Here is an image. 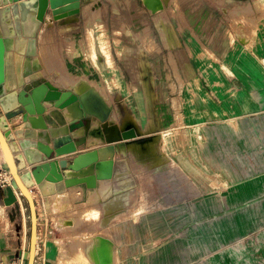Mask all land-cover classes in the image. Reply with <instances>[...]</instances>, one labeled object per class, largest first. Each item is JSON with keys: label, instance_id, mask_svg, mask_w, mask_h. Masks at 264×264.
I'll return each instance as SVG.
<instances>
[{"label": "rangeland", "instance_id": "obj_1", "mask_svg": "<svg viewBox=\"0 0 264 264\" xmlns=\"http://www.w3.org/2000/svg\"><path fill=\"white\" fill-rule=\"evenodd\" d=\"M101 3L102 6L96 11L89 7L83 11L81 6L77 14L54 15L56 21L52 23L50 30L55 36L51 40L52 45L46 46V52H42L45 69L40 77L41 81L66 90L70 88L80 91L93 87L108 97L110 102L114 95L124 97L123 93L130 92L138 95L141 87L148 93L145 97H182L183 82L177 85L174 80V75H177L176 51L180 48V61L186 58L183 53L190 45L198 51L192 38H188L186 34L176 37L172 30L177 23L171 22L158 24L159 32L152 37H130L127 24L119 16L123 12L122 7L114 8L113 3L106 0H101ZM254 9L259 14L258 22H252L247 15L251 13L252 7L227 5L211 7L212 18L208 22L194 23L198 30L197 40L211 38L210 50L206 51L209 55L205 53L207 59L218 62L221 58V61L230 63L227 67L242 60L237 53L240 51L238 49L243 45L249 51L252 38L253 41L256 38L251 34L254 32L251 31L252 25L258 27L255 32L264 33V0H259V5ZM81 14L94 19L82 23L74 21L80 19ZM113 14L118 21L107 23V16ZM153 28L154 24L149 26V29ZM222 43L226 52L222 47L218 48ZM219 49L221 57L217 53ZM149 53L152 54V59L157 60V64H162V79L157 86L143 84L140 88H134L131 85L129 91L121 85L126 72L123 65L126 60L143 65L141 57ZM260 58L263 60L264 54ZM228 73L235 75L233 69H228ZM33 82L34 80L30 81L32 86ZM27 85L23 88H27ZM231 88L236 90L235 86ZM220 94L228 97L234 92L221 90ZM158 101L152 106L149 102L148 111H151L147 122L132 114L137 123L141 121L144 128L152 130L146 133L143 129L141 137L157 136L152 151L145 154L133 143L132 146L126 145L125 150L116 152L113 144L105 142L103 145L111 150L110 159L118 176L112 178L111 175L109 180L100 181L102 184H110L111 192L107 195L95 193L94 204L88 205L86 201H81L83 190H78L60 198L56 204L59 209L57 212L62 218L61 223L66 225L64 234L74 236L73 228L81 219L88 218L89 222L98 220L104 226L98 231V242L51 247V255L47 256L49 262L46 261V205L43 198L38 196L36 204L40 218V240L36 264H70L73 255L79 254L86 255L88 263L78 261L76 264H204L202 250L206 240L211 241V248L210 260L205 264H264V110L260 109L258 115L259 128L263 132L257 136L258 140L252 138L251 142L249 133L245 132L246 117L238 116V113L235 119L227 116L228 111L217 98L212 103V118L208 114H197L190 118L191 124L193 123H189L191 132L181 129L184 125L182 101L175 99L172 109L169 101ZM197 104L199 103H195ZM160 108L172 116L175 113L177 123L170 122L173 120L171 117L160 119ZM228 110L234 114L237 112L230 107ZM125 115L127 117L124 119ZM128 115L131 113L122 109L120 117L115 120L120 124L125 123ZM208 121L214 122L216 126H210ZM234 124L238 128L237 135L233 132L228 135L233 147L220 151L226 155L227 160L237 161L242 165H218L215 158L219 157L220 151L208 150L207 147H220L221 142L216 143V138L221 137V133L230 131ZM88 126V123L84 124L86 134L81 137L83 139L89 136ZM172 136H175V142L170 144ZM237 142L243 143L238 146L240 149L235 148ZM212 154H215V158ZM0 179L6 180L7 185L0 187V258L3 256L6 264H28L30 207L28 201L20 195L18 201L23 214H19L21 210L18 207L13 208V211L5 208L2 193H7L6 188L12 186L13 177L1 147ZM239 192L246 194L243 201L233 197ZM225 193L231 194L233 198L227 197L224 201L235 206L228 213L223 209L221 198ZM110 197L112 201L106 202ZM236 206L242 209L238 210ZM206 207H210L209 210ZM88 208L93 210L84 215ZM97 210L99 213L93 214ZM55 216L59 218L58 215ZM142 218L146 220L143 222ZM112 223L114 236L108 243L105 227ZM57 232L59 233L56 230ZM6 233L13 234L11 237H15L14 243L7 242L2 248V237ZM216 244L218 247L215 248ZM145 252H155L156 256L152 254L150 259L149 254L148 259L140 260L139 256ZM10 254L15 259L9 258ZM217 256L221 257L220 261L216 259Z\"/></svg>", "mask_w": 264, "mask_h": 264}, {"label": "crops", "instance_id": "obj_2", "mask_svg": "<svg viewBox=\"0 0 264 264\" xmlns=\"http://www.w3.org/2000/svg\"><path fill=\"white\" fill-rule=\"evenodd\" d=\"M106 1L112 2L114 5V8H117V6L119 8L122 7L123 12L119 16L123 17L124 22L127 24L130 37L132 36L138 37V38L152 37L154 34L156 35V33L159 32L157 30L158 24H161L163 22H171V23H177L176 27L174 26V29L172 30V32H174L176 37L179 38L181 34L182 35L186 34L188 38H192L194 42V46H197L198 48V51H196L195 49L191 48V46L193 45H190V48L188 47L185 53H183L186 55V58L183 61L179 60L180 57H179L178 52L180 48H178L176 51V57L178 60H177V65L175 69L177 70V75H174V80H176L177 85H180L181 81L183 82L184 87H183L182 97H178V96L176 97H154L153 95L154 100H153V97H145V95H147L148 93L147 91L144 92L143 88L142 87L140 88V86H142L143 84L149 85V86L150 85L152 86L153 84L157 86V83H159V81L162 79V77H160V75H162V70H163L162 64L161 63L157 64V60L155 58L152 59L151 53L146 54L141 57V60L144 63L143 65L141 63L140 65L135 64V63L133 64L131 63V60H126V64L123 65L126 72L123 75L124 78H123V82L121 85L123 87L128 88L129 91L131 90L129 88L131 87V85H133L134 88H140L138 95L137 93L132 94V92L126 93V94L123 93L124 97H120V95L119 97H117L116 95H114L115 97H111V102H110L108 97H105V95L100 92V94L105 98V100L108 102V104L112 108V113L107 122L116 123L117 125L123 127V129L129 126L128 130L135 129V131L138 134V137L134 138L136 140L132 139L131 141H125V146L122 148L121 147L117 148L116 152H118V150H125L126 145L132 146V143L134 142L149 141L151 139H154L156 142L157 136H153L149 138L141 137V133H143V129L146 133H149L152 130H147L146 128L143 127V123L141 121H139L140 123H137V121L132 117L135 116L136 118H140V119L142 118V119H145V122H147L148 121L147 119L150 118L149 112L151 111V109L148 111L149 102L151 103V106H152L154 105V102H159L158 99L161 100L160 102L169 101L171 104V109L173 108V103L175 99L178 101H182L183 108L181 109V112L184 116V125L181 129H184L186 132H191L192 130L191 125H193V123L191 124L190 118L196 116L197 114L202 115V116H206L208 114L209 116H211L210 118H212L213 117V112H211V110L213 109L212 103L214 99L217 98L218 102H220L222 106L225 107L226 111H228V113L226 112L227 116L233 117V119H235L236 114L238 113V116H242L243 118L246 117V119L244 120V123H245V127L247 128V130L245 132L249 133V138L251 142L253 140L252 138H255L256 140H258L257 136L263 132L259 128L258 115H259L260 109L261 111L264 110V64H263L264 59L262 60L260 58L262 54H264V39H262V37L264 38V33H261V32L258 33V31L255 32V29H258V27H255L254 25H252L253 29L251 31H254V32H251V34L252 35L254 34L256 37L254 41L252 38V41H251L252 47L250 48L249 51H247L246 47L241 45V47L238 49L240 51L237 50L238 51L237 53L241 55L242 60L235 62L233 66L230 65V67H227V65H229L230 63L223 62L221 61V58H220L221 53H222L220 51L221 49L220 47H222V49L226 52V49L223 43H222V46L221 44L218 45V48L220 49L219 51H217V53L218 55H220L219 57L220 61L213 62V59L209 60L206 58V54H207L206 51L210 50L211 38L209 37L210 39H206L204 37L203 39H201V41L197 40L199 38V36L197 35L198 30H196L194 23L208 22L212 18L211 7H217V6L225 7L227 5H237L242 8L249 7V6L252 7L251 13H247V15L250 16V20L252 22H258L259 14L256 13L254 8H256V6L259 5V0H162L164 9L156 13H153L149 9H147L142 0H114V2L116 3H114L113 0H106ZM8 6H12V4H9ZM101 6H102L101 0H82V10L83 11L86 8L88 9V7L91 8L92 11H96ZM3 7H7V6H3ZM90 17L86 18V16L81 14L80 19L78 18V19H75L74 21H79L80 23L87 22L88 20L93 21L94 18H90ZM55 21L56 20L54 19V14L52 12V9L50 8L46 14L45 20L42 23V26L37 35V45H38L39 55L35 57L34 61L30 64V67H32L34 63H39L38 70L42 72V75L45 69L42 52H46V46L52 45L51 40L52 38H54L55 33L52 32V30L50 29L52 27V23H54ZM106 21L107 23L111 21L114 23L115 21H118V19H117V16L113 14L112 16L108 15ZM181 23H186V25L183 26ZM153 24H154V28L149 29V26L151 27ZM252 35L251 37H253ZM190 42H191V39H190ZM253 43H254V46H253ZM106 62L108 63L107 59H106ZM228 69H233L235 72V75L234 76L230 75L228 73ZM108 74L112 75L110 73ZM26 81L27 82L30 81V77H27ZM231 82H234L235 84L232 85ZM232 86H235L236 90L232 89L231 88ZM87 89H82L79 91L76 89L69 88L67 90L76 92V93H82L83 91ZM62 90H66V89L62 88ZM221 90H225V91L231 90L232 92H234V94H229L228 97H224L220 94ZM232 96H235V97H232ZM195 103H199V104L195 105ZM48 106H51V105L48 104ZM229 107L231 108V110L234 108L237 112L235 114L234 112H230L228 110ZM196 108H199V110H196ZM122 109H124L126 113H129V114L131 113V115H128L129 117L126 119L125 123L120 124L115 120V118L120 117V111ZM158 112L160 115L158 117H160V119L171 117V119L173 120H170V122L176 121L175 113L172 116V114L169 113L168 111L165 113L163 108H160ZM0 115H1V111H0ZM220 116H222V112ZM126 117L127 116L125 115L124 119ZM45 118H46V123L48 125H50L51 127L53 125L58 127L57 122L52 117L49 116V112L45 114ZM50 121L53 123L51 124ZM22 123H23L22 117L20 116L13 121V123L11 124V127L12 128L19 127L22 125ZM225 123H229V122L225 121ZM126 124H129V125L127 126ZM208 124L213 127L216 126L215 123L211 121H208ZM227 128L228 127L226 126V130H228ZM231 128L232 129L228 131L229 133L228 132H224V134L221 133L220 134L221 137L216 138L218 139L216 143L221 142L219 145L220 147H216V146L212 147L208 145L207 149L208 150L218 149L220 151V150H223L224 148L233 147V142L229 140L228 135H230L231 132L237 135L236 130L238 128L236 124H234L233 127ZM92 130L93 132L91 133L94 134L95 131L93 127H92ZM210 132H213V131H210ZM91 133L85 139L81 137L75 138V141L78 146L77 153H74L68 156H60L58 154H55V157L53 160L57 161L60 159H68L72 161L74 159L72 157H77L80 154H84V153L97 150L99 153V159L96 164V174L94 175V177L98 179L96 190H94L95 187L91 188L87 185V183L85 182L86 178L74 179L76 181V185L78 186L67 187L66 192L63 194L43 196L37 186L30 190L37 204H38L37 198L38 196H40L43 198V201L46 205V261H48L47 256L51 255V253H49V250L51 247L61 246V245L93 244L96 241L98 242V234H99L98 231L99 229H102V227H104L103 224L98 223V220L96 222H89L88 220L90 219L84 218V219L77 221V223L75 224V227L73 228L76 236L75 235L73 236L70 234H64L63 231L66 229L65 227L66 225L61 223L62 218L57 212L59 209H58V206L56 205L61 200L60 198L67 196L68 193H73L78 190H83L84 192L81 201L82 202L86 201L88 205H92L94 204L93 202H95L93 200L96 199V197L93 196L95 193L102 194L105 190L106 191L108 190V193H109L112 190V187L110 184L108 183L102 184V181H100V180H105V179L109 180L110 177H101L100 179L99 174H98V169L101 164L100 149H106L108 146L104 147L103 144L106 141L102 139V137L97 142L92 141V139H94V137L96 136H92ZM169 142L170 144L174 143L175 136H172ZM236 144L237 145H235V148L240 149L241 147H238V146H241L243 143L237 142ZM152 147L150 148L148 153L152 151ZM214 155L215 154H212L211 156L215 158ZM218 155L219 157L217 158L219 159L215 158L217 160L216 162L218 165H229V166L242 165L241 163L237 161L227 160L225 158L226 155L221 151ZM255 161L258 163L256 159ZM112 167L113 168L111 169V175L113 178L114 176H118V174H115V165H112ZM30 169L31 167L29 166L26 169V171ZM35 191L36 193L37 192L38 193L35 194ZM15 193L19 199L21 195L20 192L15 189ZM108 193H106L105 195H107ZM2 194H4L2 197V200L4 202V205L7 211H13V208H16V207L20 208L21 206L20 201L12 205H6L4 200H5V197H7V193L4 192ZM250 194H253V193H250ZM235 196L241 201H243V198L246 196V194L244 195V192H239L237 193V195H234L233 197ZM252 196L254 197V195ZM227 197L229 199L233 198L232 195L231 194L228 195V193H225V195L221 197L224 203L223 209L225 208L224 211H226V213H228L229 211H232L233 208H235V206L228 205L224 201V199H226ZM110 201H112L111 197L106 200V202L108 203ZM236 207H238L237 208L238 210L242 209V207L241 208L239 206H236ZM204 208H205V205H204ZM206 208L207 210H209L210 207H206ZM20 210L21 212L19 214L21 215L23 214V209L20 208ZM91 210L93 209L88 208L87 211L84 212V215L87 214ZM55 215H58L59 218ZM142 219H143V222L146 220V218H142ZM105 229H106L105 230L106 242L109 243V241H111V238L114 236L113 234L114 224L112 223L110 226L109 224H106ZM56 230L59 231V233L58 232L56 233ZM12 235L13 234L7 235L6 233V235L2 237V241H1L2 248L5 247L7 242L14 243L15 237H11ZM9 238L12 241H10ZM4 240H7V241L5 242ZM39 240H40V227L38 230V241ZM210 246H211L210 240L204 241L203 250H202L203 252L202 260L204 264L207 263L208 260H210V256H209L210 248H211ZM216 247H218V244L215 245V248ZM37 252H38V246H37ZM149 254H151V257ZM152 254H155L156 256L155 252L154 253L145 252L144 254L142 253L139 256V259L146 260L149 257L150 259H152V256H153ZM55 256L59 257L58 255H55ZM2 257L0 258L1 264H6ZM218 257L219 256H217L216 259L220 261L221 257L219 258ZM9 258L15 259L14 255H11V254ZM182 258H184V256H182ZM78 261L88 263L86 255L84 254H79V256L73 255L69 263L76 264ZM36 263H37V260H36Z\"/></svg>", "mask_w": 264, "mask_h": 264}, {"label": "water", "instance_id": "obj_3", "mask_svg": "<svg viewBox=\"0 0 264 264\" xmlns=\"http://www.w3.org/2000/svg\"><path fill=\"white\" fill-rule=\"evenodd\" d=\"M142 1L153 13L164 9L162 0ZM81 6L82 0H0V90L8 79L10 53L27 58L39 55L37 35L48 10L51 8L56 16L68 12L72 15L77 14ZM72 106H77L83 115L65 123L61 119L62 110ZM0 111V147L13 177L4 201L6 205L18 202L15 189L28 201L31 212L28 264H36L39 217L30 190L37 186L43 196L63 194L67 190L66 180L94 176L99 159L97 150L72 157V161L53 159L55 154L68 156L77 153L75 138L86 134L84 124H90L94 118L102 123L107 121L112 108L94 89L77 94L41 82L20 91L1 94ZM47 112L60 121L59 127L46 123ZM20 116L22 125L12 128L11 124ZM123 137L133 139L138 134L132 129L124 131ZM28 165L31 169L26 171Z\"/></svg>", "mask_w": 264, "mask_h": 264}, {"label": "bare ground", "instance_id": "obj_4", "mask_svg": "<svg viewBox=\"0 0 264 264\" xmlns=\"http://www.w3.org/2000/svg\"><path fill=\"white\" fill-rule=\"evenodd\" d=\"M78 10L71 12V13H76ZM70 14L68 13H63L60 15H66ZM94 55L96 56V52H94ZM35 58V57H34ZM34 58H27L21 55H18L16 53H10L8 56V79L6 82V85L2 90H0V95L3 93H7L8 91L12 90H18L20 91L25 85L27 87H31L32 84L30 81L34 80V85H38L42 81L39 79L42 75V72L38 70L39 68V63H34L32 67H30V64L34 61ZM30 77V81H26V78ZM90 89H94L95 91L98 92L96 88L91 87ZM76 93V92H74ZM83 93V92H82ZM81 94V93H77ZM83 115L82 111L77 107V106H72L69 108H66L62 110L61 114V119L65 123H69L73 121L74 119L81 118ZM58 124V127L60 125V121L57 120V118H54L53 116L50 115ZM108 121V120H107ZM101 122L98 119L94 118L91 123L89 124V135L91 132H93L92 127L95 131V133H91L94 139L92 141L97 142L101 139H104L106 142L113 144L114 148L117 149L119 147H124L125 146V141H131L132 139H124L123 137V132L127 131L129 129V124H126L128 127L123 129V127L117 125L116 123H109V122ZM99 125H98V124ZM94 124V125H93ZM134 139V138H133ZM155 140L151 139L149 141H140V142H134V146L137 147L142 152L148 153L152 145L154 144ZM133 145V143H132ZM110 153L111 150L109 149H100V156H101V164L98 169V174L99 178L101 177H109L111 175V169L113 165V161L110 159ZM5 158V156H4ZM12 175V174H11ZM97 181L96 177L90 176L85 179V182L89 187H97ZM67 187H74L78 186L76 185L75 180H68L66 181ZM115 190V189H114ZM104 194L108 193V190L103 192ZM99 211H95L93 214H97ZM38 246V244H37Z\"/></svg>", "mask_w": 264, "mask_h": 264}, {"label": "built area", "instance_id": "obj_5", "mask_svg": "<svg viewBox=\"0 0 264 264\" xmlns=\"http://www.w3.org/2000/svg\"><path fill=\"white\" fill-rule=\"evenodd\" d=\"M5 182H6V180L4 181L3 179H0V187L5 186V185H6ZM6 186H7V185H6ZM6 186H5V187H6Z\"/></svg>", "mask_w": 264, "mask_h": 264}]
</instances>
